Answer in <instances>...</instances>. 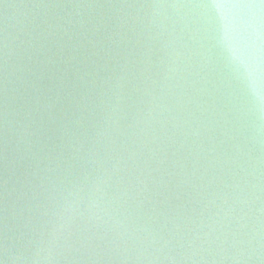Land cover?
<instances>
[{
	"label": "water",
	"instance_id": "obj_1",
	"mask_svg": "<svg viewBox=\"0 0 264 264\" xmlns=\"http://www.w3.org/2000/svg\"><path fill=\"white\" fill-rule=\"evenodd\" d=\"M0 264H264V0H0Z\"/></svg>",
	"mask_w": 264,
	"mask_h": 264
}]
</instances>
